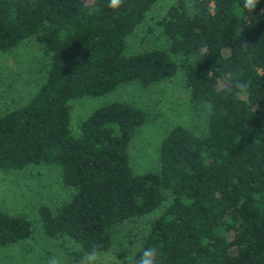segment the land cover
<instances>
[{
    "label": "trees",
    "instance_id": "1",
    "mask_svg": "<svg viewBox=\"0 0 264 264\" xmlns=\"http://www.w3.org/2000/svg\"><path fill=\"white\" fill-rule=\"evenodd\" d=\"M161 1L0 0V51L34 42L48 62L31 98L0 114V171L59 168L69 198L40 203L38 229L76 260L109 252L120 227L143 221L121 264L149 247L158 264H264V0L256 12L244 0H173L155 12ZM139 34L162 46L129 52ZM178 75L200 120L170 127L157 170L129 162L139 107L106 103L72 128V100ZM36 233L0 208V249Z\"/></svg>",
    "mask_w": 264,
    "mask_h": 264
},
{
    "label": "rangeland",
    "instance_id": "2",
    "mask_svg": "<svg viewBox=\"0 0 264 264\" xmlns=\"http://www.w3.org/2000/svg\"><path fill=\"white\" fill-rule=\"evenodd\" d=\"M173 0H162V11ZM162 46L160 40H142L141 34L131 39L129 52ZM48 62L39 46L24 42L10 51H0V114L26 103L44 82ZM124 101L142 109L146 121L137 128L129 146V162L135 173L157 170L159 145L164 134L174 125L194 128L199 118L192 113L187 90L181 76L161 81L148 88L136 83L118 86L114 91L96 97L72 100L71 125L75 132L79 123L94 109L113 101ZM69 190L59 180L55 165L31 166L23 171H0V208L11 214L28 217L36 237L0 249V264H49L53 257L60 264H84L87 255L76 260L67 254L57 240L39 234L37 206L51 207L65 202ZM143 221L127 222L114 235L109 252L95 253L94 264H121L128 261L139 247ZM76 249V247H73ZM123 251L125 256L118 254Z\"/></svg>",
    "mask_w": 264,
    "mask_h": 264
},
{
    "label": "clouds",
    "instance_id": "3",
    "mask_svg": "<svg viewBox=\"0 0 264 264\" xmlns=\"http://www.w3.org/2000/svg\"><path fill=\"white\" fill-rule=\"evenodd\" d=\"M124 0H110L109 6L115 9H118L122 6ZM260 4V0H244V8H246L249 12H256L258 5ZM237 88L245 89L247 85L238 83L236 85ZM159 253L158 250L154 247H149L143 250V254L140 256L139 260L136 264H158L157 257ZM96 258V254L92 253L85 257L84 264H94ZM49 264H60V260L58 258L53 257L49 260Z\"/></svg>",
    "mask_w": 264,
    "mask_h": 264
}]
</instances>
